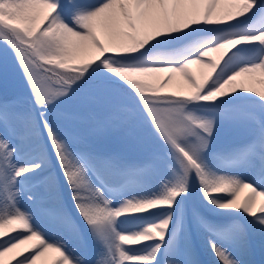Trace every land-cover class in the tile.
Returning <instances> with one entry per match:
<instances>
[{"label": "snow or ice", "instance_id": "snow-or-ice-1", "mask_svg": "<svg viewBox=\"0 0 264 264\" xmlns=\"http://www.w3.org/2000/svg\"><path fill=\"white\" fill-rule=\"evenodd\" d=\"M0 43V264H264V0H0Z\"/></svg>", "mask_w": 264, "mask_h": 264}, {"label": "rangeland", "instance_id": "rangeland-1", "mask_svg": "<svg viewBox=\"0 0 264 264\" xmlns=\"http://www.w3.org/2000/svg\"><path fill=\"white\" fill-rule=\"evenodd\" d=\"M5 62L8 64L10 69L9 94L16 92H18L20 95L26 94V86H20L18 73L12 71L15 64L12 51L10 49H6L5 46L0 43V68L3 67ZM225 138L231 140L233 137L230 134H222L221 140L223 142ZM86 146L101 152L119 153L126 156L128 159H136L141 154L138 148L131 146L125 140L123 133L120 131H110L98 136H89L86 140ZM135 151L140 153L138 154L136 152L138 154L137 157L136 154H134ZM25 206H27V201H25ZM49 238L57 239L58 237L56 233L49 231ZM195 242L200 244L202 247V242L199 240V238ZM203 258L207 260V264H211L212 257L206 251L203 252Z\"/></svg>", "mask_w": 264, "mask_h": 264}, {"label": "trees", "instance_id": "trees-1", "mask_svg": "<svg viewBox=\"0 0 264 264\" xmlns=\"http://www.w3.org/2000/svg\"><path fill=\"white\" fill-rule=\"evenodd\" d=\"M16 93H18V92H16ZM16 93H12V94H16ZM10 94H11V93H10ZM228 141H230V140H229V139H226V138L224 139V142H228ZM138 151H139V150H138ZM138 151H135L134 154H137V153L140 154V153H141V152L139 153ZM136 152H137V153H136ZM138 154H137V155H138Z\"/></svg>", "mask_w": 264, "mask_h": 264}]
</instances>
